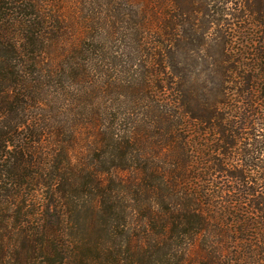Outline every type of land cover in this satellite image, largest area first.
<instances>
[{
    "label": "trees",
    "instance_id": "16d2710c",
    "mask_svg": "<svg viewBox=\"0 0 264 264\" xmlns=\"http://www.w3.org/2000/svg\"><path fill=\"white\" fill-rule=\"evenodd\" d=\"M0 264H264V0H0Z\"/></svg>",
    "mask_w": 264,
    "mask_h": 264
}]
</instances>
